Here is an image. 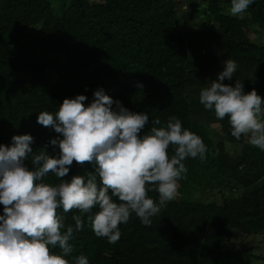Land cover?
Returning a JSON list of instances; mask_svg holds the SVG:
<instances>
[{"label":"trees","instance_id":"obj_1","mask_svg":"<svg viewBox=\"0 0 264 264\" xmlns=\"http://www.w3.org/2000/svg\"><path fill=\"white\" fill-rule=\"evenodd\" d=\"M98 1L0 0V144L11 146L14 135L29 134L33 154L43 149L58 156L50 141L63 136L37 123L39 113L55 114L65 98L77 95L86 96L88 106L101 89L129 111L149 115L141 137L166 126L170 116L179 118L207 146L203 161H184L181 198L151 226L132 214L114 245L96 237L85 216L65 259L75 264L83 254L89 264H237L234 242L264 234V151L247 137L236 140L228 118L206 110L199 93L232 59L237 70L224 83L239 80L245 92L255 89L264 98V0H255L243 19L230 15L231 0ZM30 30L35 41L25 49L21 42ZM156 118L161 125L152 123ZM25 163L32 168L31 155ZM89 174L94 164L73 162L62 179ZM42 182L61 180L49 173ZM149 196L158 200L156 192ZM60 212L66 226L79 214ZM53 252L62 254L58 247Z\"/></svg>","mask_w":264,"mask_h":264},{"label":"clouds","instance_id":"obj_2","mask_svg":"<svg viewBox=\"0 0 264 264\" xmlns=\"http://www.w3.org/2000/svg\"><path fill=\"white\" fill-rule=\"evenodd\" d=\"M253 3L231 0L229 13L243 19ZM236 70L234 60L224 61L217 79L201 89L199 101L206 110H214L218 120L228 118L236 140L247 137L250 145L264 151V98L255 89L245 92L239 80L234 86L224 83ZM86 99L84 95L65 98L55 114L43 111L37 117V123L62 134V139L50 141L58 146V156L43 149L33 154L34 138L29 134L14 135L11 146L0 144V264H70L65 259L73 252L69 241L74 231L83 230L85 216L95 236L113 245L121 238L120 225L132 214L151 226L152 218L177 198L179 181L188 172L184 161L206 158L203 139L175 116L141 137L148 114L129 111L102 89L94 92L88 106ZM152 123L161 125V120ZM30 155L31 169L25 163ZM73 162L94 164L95 174L63 180ZM49 173L61 182H42ZM150 192L158 193V200ZM61 209L79 213L72 216L73 225L66 226ZM57 247L62 254L53 252ZM75 264L89 260L81 254Z\"/></svg>","mask_w":264,"mask_h":264},{"label":"rangeland","instance_id":"obj_3","mask_svg":"<svg viewBox=\"0 0 264 264\" xmlns=\"http://www.w3.org/2000/svg\"><path fill=\"white\" fill-rule=\"evenodd\" d=\"M91 2H97L98 0H90ZM99 2V1H98ZM185 4V3H183ZM184 7V9H186ZM190 11V9H189ZM250 36H257L252 31L250 32ZM35 41V34L32 30L28 31L25 38L21 42V46L25 49H29L32 47ZM30 51V50H28ZM214 134L216 136H221V128L219 126H214ZM227 176L226 174H223ZM180 188V185H179ZM220 195V194H219ZM178 198H181V194H178ZM214 202H216V198L212 196ZM221 203V201H218ZM251 249V250H248ZM232 251L235 253V258L239 261L237 264H244L247 262L245 259L246 257H250V262L254 261L255 256L259 259H255L257 264H264V234L259 236H246L242 235V238H238V241H235L232 246ZM254 261V262H255ZM235 262V261H233Z\"/></svg>","mask_w":264,"mask_h":264}]
</instances>
